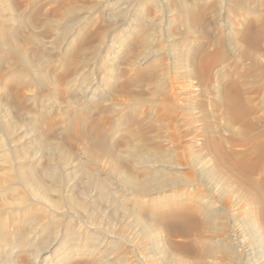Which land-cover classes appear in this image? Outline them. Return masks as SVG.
<instances>
[{"label":"rangeland","instance_id":"374dc122","mask_svg":"<svg viewBox=\"0 0 264 264\" xmlns=\"http://www.w3.org/2000/svg\"><path fill=\"white\" fill-rule=\"evenodd\" d=\"M5 175L6 264H264V0H0Z\"/></svg>","mask_w":264,"mask_h":264},{"label":"bare ground","instance_id":"6f19581e","mask_svg":"<svg viewBox=\"0 0 264 264\" xmlns=\"http://www.w3.org/2000/svg\"><path fill=\"white\" fill-rule=\"evenodd\" d=\"M108 56V55H107ZM111 56V55H110ZM113 57V56H112ZM94 69V68H93ZM229 92V91H228ZM226 93V95H225V98H226V101H227V105H228V107L230 108V109H234L235 108V105H234V101H232V99L233 98H231V96H230V93ZM233 95V94H232ZM26 169H27V167H26ZM9 170V169H8ZM28 170V169H27ZM41 171V170H40ZM31 172H33L32 170H31ZM19 173V172H18ZM18 173H16V174H18ZM52 173V172H51ZM34 174V173H33ZM51 176H53V174L51 175ZM6 177V175L4 176V178ZM54 177V179L55 180H57V181H59L60 179H59V177L58 176H53ZM1 179V178H0ZM16 179L18 180V181H20L19 183L21 184V182L22 183H24V184H29V182H31V179H32V174L30 173V172H20L17 176H16ZM13 181H15V177H7V178H5L4 179V182H0V185L1 184H5L6 186H7V184L6 183H8V185H9V187L11 188L12 186H13ZM15 183V182H14ZM18 184V183H17ZM23 184V185H24ZM12 185V186H11ZM6 186L5 187H3V188H6ZM9 187H7V188H9ZM145 187V186H144ZM144 187H142L143 189H146V188H144ZM9 191V190H8ZM45 191V190H44ZM30 194H31V192H30ZM32 198H34V197H32ZM22 199V198H21ZM13 201V200H12ZM16 201V200H15ZM30 201H31V199H30ZM6 202H9V201H6ZM5 202V203H6ZM14 202V201H13ZM13 202H11V203H13ZM18 202V207H20L19 206V204H21L22 202L18 199L17 201H16V203ZM24 202V201H23ZM47 202V201H46ZM51 202V201H50ZM16 203H14V204H16ZM35 203V202H34ZM40 203V202H39ZM48 203V202H47ZM8 204H10V202L8 203ZM46 204V203H45ZM2 205V204H1ZM22 205H24V204H22ZM58 205V204H57ZM6 206H9L8 208H10V205H6ZM15 206V205H14ZM60 206V205H59ZM158 206V205H157ZM12 207V206H11ZM57 207V206H56ZM1 208V207H0ZM46 208H47V206H46ZM12 209V208H11ZM13 209H15V208H13ZM48 209V208H47ZM54 210V209H53ZM165 210V209H164ZM164 210L162 211V212H164ZM171 210V209H170ZM168 210L165 214L166 215H164L163 214V217L162 218H165L166 219V217H169V218H171V217H174V219L175 220H177V221H179V222H183L184 220L182 219V218H179V216L177 217V214L173 211V210ZM175 210V209H174ZM2 212V211H1ZM47 212V211H46ZM46 212H44V213H46ZM34 213V212H33ZM160 213V212H159ZM37 215V214H36ZM44 216V215H43ZM162 216V215H161ZM48 217V216H47ZM41 218V217H40ZM43 219H44V217H43ZM38 220V219H37ZM27 221V220H26ZM40 221V220H39ZM176 221V222H177ZM38 222V221H37ZM185 222V221H184ZM183 222V223H184ZM56 223V222H55ZM252 223V225L254 224L253 222H251ZM31 224V223H30ZM29 224V225H30ZM37 224V223H36ZM84 224V223H83ZM185 224V223H184ZM42 225V224H41ZM49 225V224H48ZM47 225V226H48ZM63 225V224H62ZM2 226V225H1ZM28 226V225H27ZM36 227H39L40 228V226H38V224H37V226ZM43 227V226H42ZM39 228H35V230L32 232V234H34V237H35V240L34 241H32L31 240V242L30 243H28L30 246H36L34 249V251H37V252H35L34 254H32V256H34V257H36L37 259L40 257V255H42V254H50V256L48 255V256H46L45 258H44V260H43V262H45V264H47L46 262H47V260L49 259V263H51V262H53V258H54V256H57V257H60V255H61V253H59L62 249H63V244H64V242H65V238H63L62 240H58L57 241V237L56 238H53L52 240L51 239H48V240H43V239H40L41 238V235L42 234H40V233H42V231L39 229ZM54 228V227H53ZM253 228V227H252ZM32 229H34V228H31V230ZM255 229V228H254ZM2 231H0L1 232V235H0V239L2 238L3 239V234H4V227L1 229ZM55 230V229H54ZM99 230V229H98ZM58 231V230H57ZM67 231V230H66ZM92 231H94V230H92ZM255 231V230H254ZM26 231H24V233H25ZM43 233L46 235V237L47 236H50L51 235V229H49V227H45L44 228V230H43ZM68 233H69V231H68ZM97 233L94 231V234L92 235L91 234V236H95ZM29 236V235H28ZM33 236V235H32ZM59 236V235H58ZM98 236V235H97ZM103 236V235H102ZM4 237H5V235H4ZM51 237V236H50ZM23 238V237H22ZM48 238V237H47ZM70 238V237H69ZM1 239V240H2ZM34 239V238H33ZM99 239V240H98ZM94 240H96V239H94ZM97 240H98V243L99 244H96V243H94V242H92L93 244H94V246H96V247H98V246H102L104 243L105 244H112V241L110 242L109 241V239H107V238H105L104 236H103V238H101V235L100 236H98L97 237ZM23 241V240H22ZM25 241V240H24ZM27 241V240H26ZM241 242V241H240ZM1 243V242H0ZM25 243V242H24ZM27 243V242H26ZM123 243V242H122ZM2 244H3V241H2ZM7 245H5L6 247L9 245V243H6ZM11 244V243H10ZM104 244V245H105ZM114 244H118V243H114ZM4 245V244H3ZM21 245V244H20ZM27 246V245H26ZM118 246V245H117ZM12 247V246H11ZM100 248H103V247H100ZM99 248V249H100ZM113 248V247H112ZM99 249H97V250H99ZM107 249V248H106ZM115 249V248H114ZM10 250V249H9ZM75 250V249H74ZM110 250V249H109ZM1 251V250H0ZM13 251V250H12ZM63 251V250H62ZM32 252H33V250H32ZM95 252V251H94ZM99 253L101 252V250L100 251H98ZM97 252V253H98ZM59 253V254H58ZM102 255V254H101ZM99 257H101V256H99ZM36 259V260H37ZM105 259L106 258H101L100 260H99V263L100 264H108V262H106L105 261ZM37 262V261H36ZM55 262V261H54ZM96 262V261H95ZM133 263V262H132ZM0 264H6L5 262H3L2 261V258H0ZM36 264V263H35ZM110 264V263H109Z\"/></svg>","mask_w":264,"mask_h":264}]
</instances>
